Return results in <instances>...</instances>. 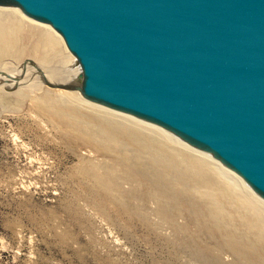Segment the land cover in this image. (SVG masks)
<instances>
[{"label": "rangeland", "instance_id": "374dc122", "mask_svg": "<svg viewBox=\"0 0 264 264\" xmlns=\"http://www.w3.org/2000/svg\"><path fill=\"white\" fill-rule=\"evenodd\" d=\"M0 12L2 67L30 58L65 69L58 78L76 76L79 65L49 24L18 7ZM19 80L0 82V264L263 262L245 246L259 244L246 237L230 183L264 199L238 174L157 125Z\"/></svg>", "mask_w": 264, "mask_h": 264}, {"label": "water", "instance_id": "95a60500", "mask_svg": "<svg viewBox=\"0 0 264 264\" xmlns=\"http://www.w3.org/2000/svg\"><path fill=\"white\" fill-rule=\"evenodd\" d=\"M61 35L80 70L49 88L132 115L210 154L264 199V0H0ZM3 80V79H2Z\"/></svg>", "mask_w": 264, "mask_h": 264}, {"label": "bare ground", "instance_id": "6f19581e", "mask_svg": "<svg viewBox=\"0 0 264 264\" xmlns=\"http://www.w3.org/2000/svg\"><path fill=\"white\" fill-rule=\"evenodd\" d=\"M11 10V9H10ZM2 13H5V12H0V14ZM12 13V12H11ZM14 14V13H13ZM5 42V41H4ZM5 44V43H4ZM6 49H4V46H2V43L0 45V57L2 52H4ZM10 51V50H9ZM6 53V52H5ZM5 53L3 55H5ZM6 63V62H4ZM38 65V64H37ZM3 65H0V70H3V69H7L9 70L8 73L10 75H12V73L15 71V72H20V67H18L16 64H14L13 66H9L8 64L6 65V67H2ZM43 71H44V74L46 75V77H48V79H59L58 78V74H63L64 72H66L65 69H61V68H58L56 66H53L52 68H43L41 67L40 65H38ZM33 70V69H32ZM26 71L28 72L29 69L26 68L24 73L22 74V76L20 78H24L26 80H34L35 82L37 81V84H41V80L38 76H35V71L32 73V74H28L26 73ZM3 79V80H2ZM6 77L2 76L1 79H0V82L3 83L2 85H4L6 83ZM31 80V81H32ZM21 81L19 80L18 83H20ZM39 82V83H38ZM7 83H14L13 80L9 79V81H7ZM24 83V82H22ZM29 86H33V85H30ZM76 94L79 96V94L76 92ZM94 111H97V112H100L99 110H96V109H93ZM102 113V112H100ZM102 114H106V115H109L111 116L112 118H116L114 120L117 121V123H124V122H128V123H131V124H134V126H138L142 129H145V130H148V131H151L153 132L150 128H147L145 126H142V125H139V124H136V123H133L132 120H128L126 119L125 117L121 116V118L118 120L117 118L119 117L118 115L116 114H113V113H110V112H107V113H102ZM108 116V117H109ZM115 121V122H116ZM129 125V124H128ZM124 126V125H123ZM127 126V125H126ZM162 129V128H161ZM163 130V129H162ZM165 131V130H164ZM147 132V131H146ZM166 132V131H165ZM168 133V132H166ZM153 134V133H152ZM170 135V134H169ZM148 136V135H147ZM149 137V136H148ZM153 138V137H152ZM194 158L196 159H199L202 162H206L203 158H201L200 156H195V155H192ZM240 177V176H239ZM120 178H122V180H129L128 176L126 175H123L121 176ZM241 178V177H240ZM242 179V178H241ZM243 180V179H242ZM244 182V181H243ZM225 183V182H224ZM245 184V183H244ZM246 185V184H245ZM230 188L234 191V195L238 198H240L239 201H241V206L244 207L243 209V212H244V215L246 214V221L245 223H243V225L245 224V227H246V230H247V234H246V237L247 238H250V237H254L257 241V243L259 244V246H257V244L255 246L253 245H250L248 244L247 240H245L246 242V245L245 246H248L249 248H251L250 250H252L251 252L254 254H256L258 257H263L264 258V204L260 203L258 200H256V198H254L246 189L244 188H238L237 184L235 182H232L230 183ZM157 211H166L167 209L164 208L163 206H159L156 208ZM194 210V209H193ZM248 210L250 211V213L248 212ZM196 211V210H195ZM192 212V211H191ZM194 213V212H193ZM192 213V214H193ZM217 214V212H216ZM243 214V213H242ZM219 215V213H218ZM249 218H248V216ZM244 220V218H243ZM244 242V243H245ZM240 245V244H239ZM238 251H240L241 249L238 248V246H236ZM246 253V252H245ZM261 264H264V260L263 262H261Z\"/></svg>", "mask_w": 264, "mask_h": 264}]
</instances>
